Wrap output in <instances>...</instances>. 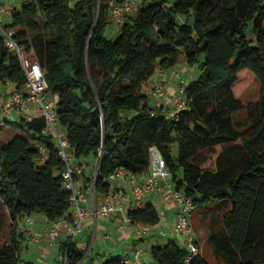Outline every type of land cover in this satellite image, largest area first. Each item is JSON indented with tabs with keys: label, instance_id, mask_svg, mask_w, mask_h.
<instances>
[{
	"label": "trees",
	"instance_id": "1",
	"mask_svg": "<svg viewBox=\"0 0 264 264\" xmlns=\"http://www.w3.org/2000/svg\"><path fill=\"white\" fill-rule=\"evenodd\" d=\"M113 2L25 0L12 8L8 24L43 67L49 94L59 95L60 125L76 164L91 154L99 158L81 177L84 184L105 196L116 170L146 174L156 146L175 186L197 208L219 200L208 237L219 264H264V0H141L118 36L108 38ZM183 55L198 66L186 86L187 108L178 120L161 110L154 115L143 86ZM243 71L259 80L261 92L256 110H249L251 122L240 128L235 115L245 105L235 86ZM5 81L23 88L27 75L0 34ZM6 124L21 132L0 138V264H35L23 255L22 221L34 213L51 222L71 215L66 162L44 132L45 117ZM129 217L132 223L162 222L149 200ZM88 246L73 242L70 264H84ZM152 255L154 264H183L188 249L170 240L154 244ZM103 256L102 264H126L122 255ZM191 264L211 263L200 253Z\"/></svg>",
	"mask_w": 264,
	"mask_h": 264
},
{
	"label": "built area",
	"instance_id": "2",
	"mask_svg": "<svg viewBox=\"0 0 264 264\" xmlns=\"http://www.w3.org/2000/svg\"><path fill=\"white\" fill-rule=\"evenodd\" d=\"M140 2L141 0H114L111 8L113 22L118 25L123 24L128 15L138 10ZM12 14V8L8 5L7 0H0V34L4 37L7 47L20 59L27 75V82L23 88H17L10 81L4 82V85L12 86V88L5 93L0 105V130L8 121L12 120V116L15 113L28 120L45 117L46 127L44 132L55 138L59 155L66 162V169L63 172L64 184L71 191L73 202L71 215L53 221L48 227L47 235L50 238L49 244L51 246H55L57 240L61 237L67 240V251L62 256L61 264H70L69 247L83 231L84 221L94 215V211L89 207L91 202L90 195L87 194L83 185L80 184L81 177L87 170V164L84 162L76 164V158L70 150L71 144L67 133L60 125L58 115L59 95L49 94V83L45 78L43 67L34 55L18 41L16 29L8 25ZM188 83L183 78L180 80L175 94L174 106L167 107L165 102L168 96L167 84L155 77L153 95L156 100V109L153 114L155 115L156 110H161L167 119L178 120L182 112L187 108L185 93ZM41 150L43 160H46L48 149L45 145H41ZM151 154V165L145 175H137L120 168L108 177L110 191L105 195L104 202L96 208L95 213L108 217L121 211L125 215V222L136 230L138 236L149 235L154 230H158L163 237L162 242H164L169 236L166 228L156 224L132 223L129 217L131 209L144 206L147 193H159L164 201L173 202L178 207L173 233L176 237H184L186 239L189 250L183 264H191L193 257L202 253L193 223L197 205L191 196L175 186L172 173L162 152L156 146H153ZM127 179L131 181L130 194L133 196L131 204L126 203V189L118 185L120 181H126ZM92 193L95 199V185ZM26 219L28 224L31 225L33 223L32 216ZM27 230L31 239H36L39 236L30 227ZM143 251V248L139 247L133 257H124L123 262L126 264H154L141 260Z\"/></svg>",
	"mask_w": 264,
	"mask_h": 264
},
{
	"label": "crops",
	"instance_id": "3",
	"mask_svg": "<svg viewBox=\"0 0 264 264\" xmlns=\"http://www.w3.org/2000/svg\"><path fill=\"white\" fill-rule=\"evenodd\" d=\"M7 2L11 8L20 6L17 5V0H7ZM113 24L116 23L114 22ZM159 71L163 72L164 70H159ZM157 74H161L162 76H167L168 78L170 77L168 76L169 74L168 72L165 74L157 72L149 79L148 82L144 84L142 90L144 93L149 95L150 103L152 102V98H154L153 88L151 87L150 91L147 92L144 91V88H146L147 83L148 84L151 83L150 81L154 77H156ZM179 74H177L178 79L179 76H182L181 73ZM4 86L9 90L12 88V86H8V85L7 86L4 85ZM174 90H175L174 88H169V93L167 99L165 100L167 107L174 106V100H175L174 95L176 93L174 92ZM80 184L83 185L87 194L90 195L91 202L89 204V207L94 211V215L89 217L90 220L88 221V231L86 237L84 238L83 236H81V234L78 236V238L80 237L81 240L80 242H78V245L82 248H86L90 240V244L88 246L86 256L82 260V263L90 264L91 263L90 259L94 257L95 258L94 264H102L103 262H100L98 258L103 257V259L105 260L103 254H119L122 255L123 257H127V256L133 257L135 255L136 249H138L139 247H142L144 250L141 255V260L153 263L152 247L154 244H159L162 243L163 241V237L160 235L159 231L154 230L149 235L138 236L136 230L125 222V215L121 211H118L112 216H108V217L103 216L101 214H96L95 210L104 202L105 196H102L100 198V196L96 195V198L94 199L92 193L94 185L87 187L84 184L83 179L80 181ZM118 185L126 189L127 191L126 203L131 204L133 200V196H131L130 194L131 181L129 179H127L126 181H120ZM146 200L153 201L157 205V207L160 208V212L162 215V222L156 225L163 226L164 228H166L165 226L167 224H171L169 225V227L172 226L170 230L167 229L169 233L168 236L169 240H167L168 239L167 238L165 241L168 242L170 240H176V236L173 233V226L177 219V211H178L177 205L173 202L164 201L161 198V195L157 192L147 193ZM32 218H33V223L31 225L28 224L26 218H24L22 221V229L26 234L27 248L31 249L30 246L35 245L36 250L40 252L43 257V261H42L43 264H61L62 256L65 250L64 247L66 243L65 238L63 237L59 238L57 240V244L55 246H51L49 244L50 238L47 235V231L49 225L53 222L47 220V222H43L42 225L35 226L34 217L32 216ZM93 225L95 227V232L94 235L92 236V232L90 231L91 230L90 228ZM29 227L39 234V236L36 239L30 238V235L27 230L29 229ZM145 242L151 243L150 248H146V246L143 245ZM103 259L100 260L102 261Z\"/></svg>",
	"mask_w": 264,
	"mask_h": 264
},
{
	"label": "rangeland",
	"instance_id": "4",
	"mask_svg": "<svg viewBox=\"0 0 264 264\" xmlns=\"http://www.w3.org/2000/svg\"><path fill=\"white\" fill-rule=\"evenodd\" d=\"M24 1L25 0H17V5H21ZM113 23H111L106 30V35L108 38H116L119 34L120 25L113 24ZM167 72L170 74V75L168 74V76H170L169 78L167 76H162L161 74H157L156 78L167 84L168 93H169V88H174L175 89L174 92H176L178 85L180 84V80L182 78L188 82H192L197 78L198 66L190 65L186 57L183 55L181 56L180 62L175 67H172L167 71L164 70L163 72L158 71V73H162V74H165ZM175 72H177L178 74L181 73L182 76H179V79H178L177 73ZM154 78L150 81L151 82L150 84L148 83L146 84V88H144L145 92L150 91L151 87L153 88ZM8 90L9 89L4 86V82L3 83L0 82V103H2L4 94ZM260 92H261V84L259 80L255 78L251 72L243 71L240 74L239 80L235 86L236 95L242 100V102L245 105L244 109H242L240 112H238L235 115L236 124L240 128H244L251 122L249 110L251 111L256 110L257 108L256 105L260 98ZM151 103L153 107L156 106L155 105L156 100L154 98H152ZM19 117L20 116L17 113H15L12 116V120L15 121ZM20 132L21 131L19 129L14 128L11 124H6V126L2 127V129L0 130V138L8 139L10 136H13L16 133H20ZM83 161L87 164V172L90 173L91 170H94V168L97 166L99 162V158L95 156L94 154H91L89 155V157L83 159ZM218 202L219 200H216V201L211 202L210 204L198 206V208L196 209L194 213V217H193V223H194V227H195L198 239H199L200 248L202 249V253L204 257L207 258L211 264H219V261L216 259L213 253L211 242L208 239L209 235L211 234V228L213 225L212 222L214 220L215 211L218 210V208H216ZM158 209L160 210L159 207ZM32 216L34 217V220H35V226H40L42 225L43 222H47L48 220L47 217L43 214L34 213ZM89 220L90 218H87L84 221V231L81 233V236H83L84 238L87 235ZM169 225L171 224H167L165 226L166 229L168 230H170L172 227V226L169 227ZM90 229H91L90 231L92 232V236H93L95 232L94 225ZM3 231L5 232V230L0 229V235ZM167 240H169V237ZM77 241L78 242L81 241L80 237L78 238ZM175 241H177L180 245H182L183 247L189 250V246H187L186 239L184 237H176ZM0 242H1V238H0ZM143 245L146 246V248H150L151 243L145 242ZM30 247L31 249H28L27 247H25V249L23 250V255L25 259L33 261L35 264H43L42 262L43 257L41 253L36 250L35 245L30 246ZM148 252H149V249H148ZM98 259L100 262L104 261L103 257H99ZM100 259H103V260L101 261Z\"/></svg>",
	"mask_w": 264,
	"mask_h": 264
}]
</instances>
